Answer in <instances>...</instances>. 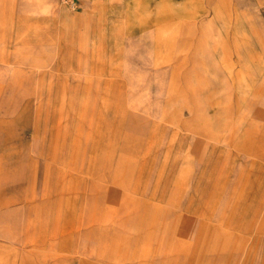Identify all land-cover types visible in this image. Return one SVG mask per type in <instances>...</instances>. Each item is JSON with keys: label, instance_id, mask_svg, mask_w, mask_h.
I'll return each mask as SVG.
<instances>
[{"label": "rangeland", "instance_id": "1", "mask_svg": "<svg viewBox=\"0 0 264 264\" xmlns=\"http://www.w3.org/2000/svg\"><path fill=\"white\" fill-rule=\"evenodd\" d=\"M0 264H264V0H0Z\"/></svg>", "mask_w": 264, "mask_h": 264}]
</instances>
